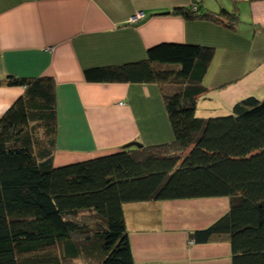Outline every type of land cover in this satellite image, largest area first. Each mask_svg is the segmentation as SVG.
<instances>
[{
	"label": "trees",
	"instance_id": "trees-1",
	"mask_svg": "<svg viewBox=\"0 0 264 264\" xmlns=\"http://www.w3.org/2000/svg\"><path fill=\"white\" fill-rule=\"evenodd\" d=\"M173 13L239 22L225 10ZM212 58L211 47L162 43L143 60L85 69L87 83L158 85L173 140L58 168L54 79L7 77L24 91L0 119V264H135L124 205L207 198L229 208L189 238L228 242L231 264H264V99L198 117Z\"/></svg>",
	"mask_w": 264,
	"mask_h": 264
},
{
	"label": "crops",
	"instance_id": "crops-1",
	"mask_svg": "<svg viewBox=\"0 0 264 264\" xmlns=\"http://www.w3.org/2000/svg\"><path fill=\"white\" fill-rule=\"evenodd\" d=\"M176 8L237 14L234 29L189 20ZM141 14V19H131ZM221 16V20L226 17ZM162 43L213 48L197 102L201 118L227 115L247 97L264 99V0H0V119L23 94L7 77H51L57 114L55 167L169 143L173 134L156 84L87 83L84 70L145 59ZM229 208L227 198L123 206L135 264H231L226 241L196 244Z\"/></svg>",
	"mask_w": 264,
	"mask_h": 264
},
{
	"label": "water",
	"instance_id": "water-1",
	"mask_svg": "<svg viewBox=\"0 0 264 264\" xmlns=\"http://www.w3.org/2000/svg\"><path fill=\"white\" fill-rule=\"evenodd\" d=\"M131 147H136V148H142L143 145L138 143V142H129L125 145L122 146L123 149H128V148H131Z\"/></svg>",
	"mask_w": 264,
	"mask_h": 264
},
{
	"label": "built area",
	"instance_id": "built-area-1",
	"mask_svg": "<svg viewBox=\"0 0 264 264\" xmlns=\"http://www.w3.org/2000/svg\"><path fill=\"white\" fill-rule=\"evenodd\" d=\"M141 14H137L135 15L132 19H131V23H135L137 22L139 19H141Z\"/></svg>",
	"mask_w": 264,
	"mask_h": 264
},
{
	"label": "rangeland",
	"instance_id": "rangeland-1",
	"mask_svg": "<svg viewBox=\"0 0 264 264\" xmlns=\"http://www.w3.org/2000/svg\"><path fill=\"white\" fill-rule=\"evenodd\" d=\"M225 20V19H224ZM197 116H199L198 114H197ZM58 167H62V166H58ZM58 167H56V168H58ZM75 264H78V262H75Z\"/></svg>",
	"mask_w": 264,
	"mask_h": 264
}]
</instances>
